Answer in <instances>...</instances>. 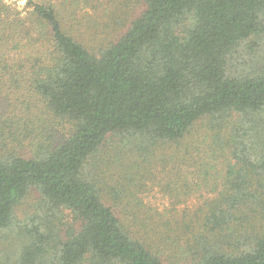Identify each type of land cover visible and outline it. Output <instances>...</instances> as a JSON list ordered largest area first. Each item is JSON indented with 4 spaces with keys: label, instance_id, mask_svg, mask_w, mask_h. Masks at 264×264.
<instances>
[{
    "label": "trees",
    "instance_id": "obj_1",
    "mask_svg": "<svg viewBox=\"0 0 264 264\" xmlns=\"http://www.w3.org/2000/svg\"><path fill=\"white\" fill-rule=\"evenodd\" d=\"M95 1L0 0V264H264V0Z\"/></svg>",
    "mask_w": 264,
    "mask_h": 264
},
{
    "label": "rangeland",
    "instance_id": "obj_2",
    "mask_svg": "<svg viewBox=\"0 0 264 264\" xmlns=\"http://www.w3.org/2000/svg\"><path fill=\"white\" fill-rule=\"evenodd\" d=\"M13 7L18 10L25 11V6L27 0H6ZM81 3L78 4V8L81 13L90 12L95 14L96 17H102L106 19V12L102 7L95 4V0H80ZM127 4V2H125ZM143 10L139 8L135 15H138ZM134 15V16H135ZM94 161V159L92 160ZM159 160H154L151 164H146L147 166V176L139 179L140 189L138 195L142 202L144 203V208H151L154 212H159L167 217L171 215L178 217L183 214L186 210H192L199 207L206 198L215 197L218 189H214V186L207 187L202 186V189L195 191L190 196H180L177 197L176 193L169 190L167 182L170 180L172 183L178 178L179 169L174 165L175 163H170L166 170H163ZM104 169H107L104 167ZM114 174L118 172L115 165L110 169ZM170 170V171H168ZM85 177L94 181V176L100 181L102 175L99 173L94 174V164L88 165L85 171ZM86 177V178H87ZM139 188V186L137 187ZM219 188V187H218ZM32 199L29 198L28 202ZM124 208V202L120 209Z\"/></svg>",
    "mask_w": 264,
    "mask_h": 264
}]
</instances>
